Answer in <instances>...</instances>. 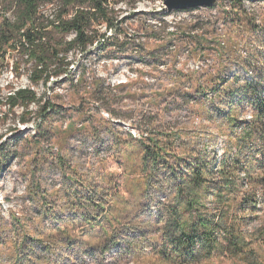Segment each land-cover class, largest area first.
<instances>
[{"label":"rangeland","instance_id":"374dc122","mask_svg":"<svg viewBox=\"0 0 264 264\" xmlns=\"http://www.w3.org/2000/svg\"><path fill=\"white\" fill-rule=\"evenodd\" d=\"M108 5L115 25L107 43L117 37L122 45L93 43L82 52L72 48L67 53L68 76L33 83V62L20 52L7 54L0 67V264H18L11 255L21 233L33 237L35 229L53 221L38 214L44 200L48 213L76 203L68 194L67 172L89 186L102 181L105 208L113 203L112 208L123 209L110 224L119 231L116 234L128 221H145L147 202L130 185L134 177L130 173L143 152L137 140L145 136L147 124L151 130L180 132L168 157H214L229 146L234 152L237 135L256 119L255 106L245 104L241 95L231 105L224 95L216 96V90L212 94V89L245 80L256 82L255 92L264 91V0H217L192 14L169 12L163 0H108ZM57 7L58 0L52 6L44 4L41 14L53 19ZM196 12L203 24L192 31L195 22L190 16ZM91 29L106 32L96 22ZM47 30L54 41L73 36L63 37L51 26ZM196 61L202 62L199 68ZM176 70L183 77H175ZM78 77H83L82 83L76 82ZM184 78L188 79L181 83ZM95 79L102 90L91 95ZM124 82L129 85L126 96L125 88L116 87ZM179 86L193 95L190 101L181 100ZM24 87L40 101L30 104L29 115L21 104L10 110L6 101L11 88ZM23 117L26 122L20 121ZM107 120L121 139L129 140L130 134L134 141L115 143L105 132ZM229 121L238 126L228 125ZM158 139L167 143L163 136ZM136 173L143 179L139 170ZM155 197L156 203L161 194ZM103 213L99 209L101 217ZM62 216L68 217L64 213L56 218ZM94 230L77 225L71 233L89 242L96 240ZM127 233L118 237L123 239ZM103 239L100 235L97 241ZM147 257H132L117 247L105 250L103 256L85 253L75 264H162Z\"/></svg>","mask_w":264,"mask_h":264},{"label":"trees","instance_id":"16d2710c","mask_svg":"<svg viewBox=\"0 0 264 264\" xmlns=\"http://www.w3.org/2000/svg\"><path fill=\"white\" fill-rule=\"evenodd\" d=\"M54 1L0 0V67L7 54L20 52L27 62H33L31 81L42 80L46 84L51 77L68 76L71 61L67 60V53L72 48L79 47L82 52L93 43L100 42L105 47L119 43L117 37L107 43L110 38L105 32L91 29L95 22L97 26L105 24L108 29L115 25L108 0H58L56 16L47 19L41 14V7ZM197 9L200 7L185 12L192 14ZM71 12L72 16H68ZM193 20L192 31L203 24L201 16H195ZM48 26L63 37L73 36L54 41L48 35ZM174 76L181 78L183 74L176 70ZM76 80L82 83L84 79L78 77ZM96 81L91 95L102 90ZM242 81L240 85L233 82L231 86L220 85V89H212V94L216 90V96L224 95L231 105L235 104L236 95H241L245 104L255 106L256 119L248 121L237 135L234 152L229 146L214 157L199 154L168 157L180 132L169 130L167 133L159 127L151 130L147 124L145 136L137 140L143 152L137 167L132 165L133 172L130 173L134 176L130 185L147 202L143 210L147 219L128 221L122 232L131 233L124 234L121 239L118 236L122 232L116 234L119 231L110 225L123 209L112 208L113 203L105 208L102 181L99 186H89L67 172L68 194L76 198V203L48 213L45 209L48 203L44 200L45 207L38 214L53 221L35 229L33 237L21 233L19 240L14 242L15 253L11 260L18 264H60V261L75 264L85 253L103 256L105 250L118 247L123 254L142 259L148 256L162 264H210L215 260L219 263L229 261V264H264V91L255 92L256 82ZM116 87L125 88L126 96L128 83ZM179 88L181 100L190 101L193 95L181 86ZM208 98L211 97L208 95ZM6 101L10 110L21 104L26 115L30 114V104L40 102L36 93L27 87L11 88ZM25 120L24 117L20 119ZM106 122L105 132L112 135L119 146L134 141L130 134H127L129 140L128 137L121 139L119 131L111 128L109 120ZM228 125L237 127L238 122L229 121ZM160 136L166 138V144L158 139ZM138 170L143 179L135 177ZM156 194H161L162 199L155 203ZM152 205L153 214L150 211ZM99 209L104 210L102 217L108 219L102 220ZM64 213L67 218L65 215L56 218ZM77 225L95 229L96 240L85 242L81 237H74L71 231ZM100 235L104 239L99 243Z\"/></svg>","mask_w":264,"mask_h":264},{"label":"water","instance_id":"95a60500","mask_svg":"<svg viewBox=\"0 0 264 264\" xmlns=\"http://www.w3.org/2000/svg\"><path fill=\"white\" fill-rule=\"evenodd\" d=\"M217 0H163L165 9L171 11H187L201 6H212Z\"/></svg>","mask_w":264,"mask_h":264},{"label":"built area","instance_id":"2783aa9c","mask_svg":"<svg viewBox=\"0 0 264 264\" xmlns=\"http://www.w3.org/2000/svg\"><path fill=\"white\" fill-rule=\"evenodd\" d=\"M49 5L52 6L53 3H50ZM197 12H199V11H197ZM197 12H196V14H193L194 16L192 15L193 17H192V16H190V17L194 19L195 16H201V15L197 14ZM68 16H72V12H71ZM201 18H202V17H201ZM202 20H203V19H202ZM98 26H102L103 28L106 27L105 24L98 25ZM195 30L197 31V29H195ZM110 35H111V34H110ZM110 35H107V36H110ZM199 63H202V62H201V61H196V62L194 63L195 66H196V68H199ZM124 83H126V82H124ZM118 84H121V83H118ZM101 111H104V110H101ZM112 120H115V119L112 117Z\"/></svg>","mask_w":264,"mask_h":264},{"label":"bare ground","instance_id":"6f19581e","mask_svg":"<svg viewBox=\"0 0 264 264\" xmlns=\"http://www.w3.org/2000/svg\"><path fill=\"white\" fill-rule=\"evenodd\" d=\"M201 7H203V6H201ZM106 28V27H105ZM111 31H112V28H110V29H108L107 30V28H106V32L105 33H107V35H109V34H111Z\"/></svg>","mask_w":264,"mask_h":264}]
</instances>
